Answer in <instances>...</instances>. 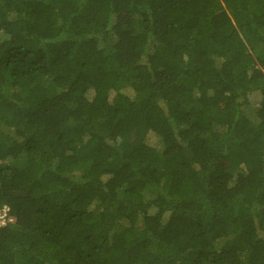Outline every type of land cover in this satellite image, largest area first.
I'll return each instance as SVG.
<instances>
[{
  "label": "trees",
  "instance_id": "16d2710c",
  "mask_svg": "<svg viewBox=\"0 0 264 264\" xmlns=\"http://www.w3.org/2000/svg\"><path fill=\"white\" fill-rule=\"evenodd\" d=\"M4 205L0 264H264V0H0Z\"/></svg>",
  "mask_w": 264,
  "mask_h": 264
},
{
  "label": "built area",
  "instance_id": "2783aa9c",
  "mask_svg": "<svg viewBox=\"0 0 264 264\" xmlns=\"http://www.w3.org/2000/svg\"><path fill=\"white\" fill-rule=\"evenodd\" d=\"M9 212L10 207L8 205H4L0 208V226L14 220V218L10 215Z\"/></svg>",
  "mask_w": 264,
  "mask_h": 264
},
{
  "label": "rangeland",
  "instance_id": "374dc122",
  "mask_svg": "<svg viewBox=\"0 0 264 264\" xmlns=\"http://www.w3.org/2000/svg\"><path fill=\"white\" fill-rule=\"evenodd\" d=\"M254 99H256V95L254 96Z\"/></svg>",
  "mask_w": 264,
  "mask_h": 264
}]
</instances>
